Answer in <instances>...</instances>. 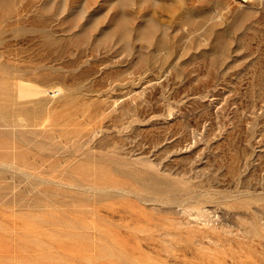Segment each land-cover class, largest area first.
I'll return each instance as SVG.
<instances>
[{
  "label": "rangeland",
  "instance_id": "rangeland-1",
  "mask_svg": "<svg viewBox=\"0 0 264 264\" xmlns=\"http://www.w3.org/2000/svg\"><path fill=\"white\" fill-rule=\"evenodd\" d=\"M0 264H264V0H0Z\"/></svg>",
  "mask_w": 264,
  "mask_h": 264
}]
</instances>
